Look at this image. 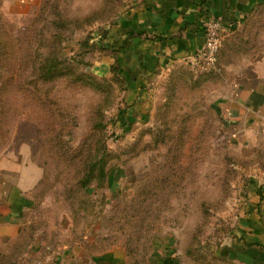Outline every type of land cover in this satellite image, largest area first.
Listing matches in <instances>:
<instances>
[{
	"label": "rangeland",
	"instance_id": "374dc122",
	"mask_svg": "<svg viewBox=\"0 0 264 264\" xmlns=\"http://www.w3.org/2000/svg\"><path fill=\"white\" fill-rule=\"evenodd\" d=\"M126 1L0 0V120L8 131L0 166L23 160L43 172L19 235L0 241V256L16 264H75L65 251L82 250L85 262L112 249H122L129 264H225L220 251L234 239L238 185L248 178L240 167L251 163L241 162L215 110L233 80L228 66L264 52V8L223 44L219 74L174 68L158 82L149 123L122 133L126 80L113 73L116 65L109 75L99 70L111 55L108 27ZM53 55L72 61L74 75L43 83L33 62ZM80 73L111 84L97 92L74 81ZM97 120L106 127L95 129ZM52 121L59 141L38 135ZM99 146L107 149L108 178L83 190L79 181ZM139 215L149 220L136 229Z\"/></svg>",
	"mask_w": 264,
	"mask_h": 264
},
{
	"label": "crops",
	"instance_id": "0c3cea01",
	"mask_svg": "<svg viewBox=\"0 0 264 264\" xmlns=\"http://www.w3.org/2000/svg\"><path fill=\"white\" fill-rule=\"evenodd\" d=\"M263 8L264 0H127L118 20L108 27L105 46L111 55L102 60L99 70L109 75L116 65L126 80L122 133L149 123L158 82L180 65L191 66L205 45L209 20L223 23L226 48ZM228 69L234 74L217 103L220 126L239 149L241 162L249 161L251 166L240 167L241 175L248 178L238 185L234 239L220 254L225 264H264V52ZM42 177V169L28 161H6L0 166V241L19 235ZM82 258V250L63 255L75 264H128L122 249L85 256V262Z\"/></svg>",
	"mask_w": 264,
	"mask_h": 264
},
{
	"label": "trees",
	"instance_id": "16d2710c",
	"mask_svg": "<svg viewBox=\"0 0 264 264\" xmlns=\"http://www.w3.org/2000/svg\"><path fill=\"white\" fill-rule=\"evenodd\" d=\"M47 8L48 7L42 8V10L40 11L42 13V15L48 11ZM53 13L58 15V18L54 19L53 23L59 27V25L62 23V20L60 17V11H58V9H55V11ZM223 44H225V40H224ZM222 53H223V46H222V49L220 51L219 58H220V55ZM71 62L72 61H68L63 56L59 57L57 55H53L44 61L43 60L39 61V60H37V58H35V62H33V63L35 64V67H36L35 73L38 74V77H36V79L42 81L43 83H45V82L51 83V82H54L60 78H63V75L65 77L66 72H71L74 75V73H73V65L74 64H72ZM2 63H3V66L5 68H7L8 70L9 69L11 70V67H9V65L5 64L6 62L2 61ZM18 64H19V62H17V65ZM22 66L24 68L25 67L27 68V66H24V64ZM112 71H114L113 73H116L115 71H118L117 66L113 67ZM219 73H220L219 71H211V72L202 73V74L203 75H216ZM74 81L75 82H83L84 84L89 85V87H91L92 89H94L97 92H105L104 88H107L106 87L107 83L111 84V81L104 79L103 80L104 85H103V84H101L102 82L97 80L95 77H93L91 75H85L82 73L76 74L74 76ZM125 91H126V86L124 87L123 93H125ZM215 111L217 114L219 113L218 109H216ZM3 113L0 110V114H3ZM100 113H101V109H99L97 114H100ZM3 122H4V119H1L0 120V142H2V140H4L6 138V135H8V131L4 132ZM55 122L57 123V121H55ZM55 122L52 121V123L46 125V128H44L43 130H39L38 135L41 136L43 139L45 136H48V135H51L52 137L54 136L56 140L60 139V137H61L60 132H58L56 134L57 129H55V127H56ZM105 127H106V125L103 122H101V120L100 121L97 120L95 125H94V128L97 130L102 129V128L104 129ZM59 147H60V144H59ZM97 151H98L97 153L100 155L94 161L92 158V161L89 163V166L86 169L87 171L84 173L83 177L79 181V185H80L81 189H83V190H86L90 186V184L93 181H95L96 179L100 182H103V181H106V179L108 178L109 170L107 169V166H106L107 149L105 146H99L97 148ZM42 179H43V177H42ZM33 202H34V199H33ZM34 204H35V202H34ZM34 204H33V206H34ZM136 213H141V210L140 211L138 210ZM140 216L141 215H139L137 217V219L135 221H133L134 224L132 227H134L136 229L144 228V224L146 223L147 219L149 220V218L146 216H141V217ZM145 217L147 218L146 221L144 220ZM138 219H140L141 221H138ZM127 242L129 245L130 243H132V239L131 238L128 239ZM0 250H2V249H0ZM126 259H127V256H126ZM171 261L176 262L174 257L172 258ZM1 262L5 263V264H16L15 262H12L10 260L9 256H6V255L0 256V263ZM127 263H128V261H127Z\"/></svg>",
	"mask_w": 264,
	"mask_h": 264
},
{
	"label": "built area",
	"instance_id": "2783aa9c",
	"mask_svg": "<svg viewBox=\"0 0 264 264\" xmlns=\"http://www.w3.org/2000/svg\"><path fill=\"white\" fill-rule=\"evenodd\" d=\"M225 40L224 25L220 20L206 23L205 45L198 55L191 60L193 69L201 73L219 71V54Z\"/></svg>",
	"mask_w": 264,
	"mask_h": 264
}]
</instances>
